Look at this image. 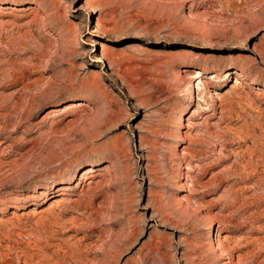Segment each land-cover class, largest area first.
Returning <instances> with one entry per match:
<instances>
[{"label": "rangeland", "instance_id": "obj_1", "mask_svg": "<svg viewBox=\"0 0 264 264\" xmlns=\"http://www.w3.org/2000/svg\"><path fill=\"white\" fill-rule=\"evenodd\" d=\"M0 264H264V0H0Z\"/></svg>", "mask_w": 264, "mask_h": 264}, {"label": "bare ground", "instance_id": "obj_2", "mask_svg": "<svg viewBox=\"0 0 264 264\" xmlns=\"http://www.w3.org/2000/svg\"><path fill=\"white\" fill-rule=\"evenodd\" d=\"M192 84V83H191ZM83 106H85V103H83V102H81V103H77V104H72V106H71V108H75V107H78V108H81V107H83ZM90 171V177L92 176V173L94 172L92 169H90L89 170ZM91 183H93V182H91ZM90 183V184H91ZM59 189H61V190H63L62 188H59Z\"/></svg>", "mask_w": 264, "mask_h": 264}]
</instances>
